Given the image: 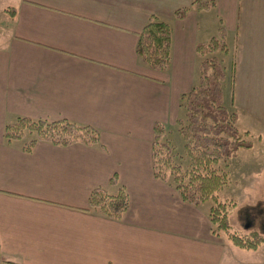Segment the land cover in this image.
I'll list each match as a JSON object with an SVG mask.
<instances>
[{"label":"crops","instance_id":"1","mask_svg":"<svg viewBox=\"0 0 264 264\" xmlns=\"http://www.w3.org/2000/svg\"><path fill=\"white\" fill-rule=\"evenodd\" d=\"M192 1L0 0L2 263L264 264L211 234L210 205L183 202L153 176V125L175 126L180 97L199 83L196 50L214 41L206 57L223 70L222 105L236 111L239 131L256 136L252 175L264 226V0H213L206 10ZM151 17L171 30L164 71L136 53ZM18 117L90 126L99 142H38L25 152L24 141L3 137ZM96 188L124 189L118 220L88 209Z\"/></svg>","mask_w":264,"mask_h":264},{"label":"trees","instance_id":"2","mask_svg":"<svg viewBox=\"0 0 264 264\" xmlns=\"http://www.w3.org/2000/svg\"><path fill=\"white\" fill-rule=\"evenodd\" d=\"M213 5V0L192 1L197 10L210 9ZM186 11V8L177 10L175 16L181 17ZM170 43L169 26L151 17L138 35L136 53L150 69L164 71L169 65ZM216 46L212 41L196 50L204 58L199 83L180 97L181 116L175 123V133L182 145L179 146L174 130L160 123L153 125L152 171L155 179L171 186L183 202L193 206L210 203L208 218L213 236L225 238L237 249L255 251L264 246V237L256 231L247 236L236 235L229 221V212L235 204L219 197L229 183L228 161L251 144L249 133L237 128L236 111L222 105L223 70L214 58L206 57L217 50ZM3 137L7 143L24 141L25 152H30L38 142L59 147L91 146L99 142L97 130L90 126L25 117L7 124ZM109 183H116L115 175ZM127 207L128 196L123 188L115 194L96 188L89 195L88 209L97 210L109 219L118 220Z\"/></svg>","mask_w":264,"mask_h":264},{"label":"rangeland","instance_id":"3","mask_svg":"<svg viewBox=\"0 0 264 264\" xmlns=\"http://www.w3.org/2000/svg\"><path fill=\"white\" fill-rule=\"evenodd\" d=\"M1 11V10H0ZM2 13L0 12V20ZM230 110V109H229ZM175 133V126L171 128ZM174 135V134H173ZM175 138L177 134L175 133ZM179 146L182 142L177 138ZM248 142L253 147V150L248 154L244 152V148L240 149L236 156L228 161V178L229 183L219 193V197L223 200H232L234 202V208L229 212V221L232 231L239 236H247L251 232H257L260 235H264V226L260 225L258 220V207L256 204V192L257 183L256 175H252L256 171L257 167V141L256 136L251 135L248 137ZM210 205L209 202L204 204L205 207ZM231 245V244H230ZM233 247L232 245L230 246ZM264 246H260L257 252L242 251L233 247L234 254L238 253L245 257H255L264 260ZM227 251V250H226ZM229 252H225V256H229ZM244 257V258H245ZM245 262V261H244ZM243 262V263H244ZM246 263V262H245ZM0 264H4L0 260ZM242 264V263H239Z\"/></svg>","mask_w":264,"mask_h":264}]
</instances>
